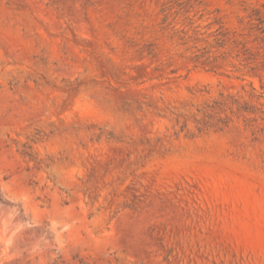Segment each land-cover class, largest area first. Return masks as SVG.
Segmentation results:
<instances>
[{"label": "rangeland", "instance_id": "374dc122", "mask_svg": "<svg viewBox=\"0 0 264 264\" xmlns=\"http://www.w3.org/2000/svg\"><path fill=\"white\" fill-rule=\"evenodd\" d=\"M264 0H0V264H264Z\"/></svg>", "mask_w": 264, "mask_h": 264}, {"label": "trees", "instance_id": "16d2710c", "mask_svg": "<svg viewBox=\"0 0 264 264\" xmlns=\"http://www.w3.org/2000/svg\"><path fill=\"white\" fill-rule=\"evenodd\" d=\"M256 16V19L259 21V29H262L263 26H261L262 24L264 25V4L259 8H255L254 9V13ZM0 198H2V195L0 193Z\"/></svg>", "mask_w": 264, "mask_h": 264}]
</instances>
